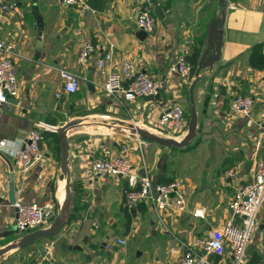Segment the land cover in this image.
I'll use <instances>...</instances> for the list:
<instances>
[{
  "label": "crops",
  "instance_id": "0c3cea01",
  "mask_svg": "<svg viewBox=\"0 0 264 264\" xmlns=\"http://www.w3.org/2000/svg\"><path fill=\"white\" fill-rule=\"evenodd\" d=\"M232 1L235 6H227L221 26L220 56L211 69L200 71L194 88L199 127L196 140L180 148L187 150L196 145L200 158L187 164L183 156L170 167L175 157L172 150L150 141L142 152L132 149L129 154L134 167L152 178L162 171L159 177L184 181L188 187L186 209L168 208L159 217L145 200L125 208L122 199L126 178L94 177L90 165L103 147L120 154L123 143L134 136L98 124L83 126L68 138L72 205L69 219L55 237L41 241L56 264H143L141 260L146 256H150V262L144 264H175L186 242L220 225L228 216L229 200L249 180L255 161L264 160V78L261 66L250 60L255 44H260L264 52V0ZM88 2L90 8L82 13L79 7L64 5L60 0H16L9 10L0 7V40L14 44L19 85L16 96L0 103V138L23 146L30 128L44 132L42 157L23 175L15 174L17 199L55 202L54 184L60 183L55 128L73 117L116 116L173 136L171 131L158 127V116L175 99H186L184 88L189 82L184 83L170 66L186 41L190 47L188 58L195 48L200 55L209 23L221 12L220 0H158L165 15L156 14L153 30L139 39L134 17L142 5L151 4L149 0ZM84 39L100 47L79 63L77 56ZM110 43L115 57L99 66L97 58L109 49ZM123 55L149 76L165 78L154 98H126L123 89L112 93L101 89L108 72L120 69L119 58ZM61 68L77 75L76 91L64 89ZM128 84L124 77L122 88ZM238 93L250 95L253 105L246 111L231 113L230 100ZM8 158L13 167V158ZM178 166L182 167L180 172ZM232 167L236 175H225V170ZM9 172V162L0 155V237L13 231L10 223L15 209L8 201ZM201 204L206 207L204 216L194 215L193 209ZM256 218L259 225L264 220V199ZM235 221L240 222L241 216L236 215ZM259 225L250 234L242 264H247L253 255H259L260 262L264 260V237ZM118 238L125 242L119 243ZM23 249L4 264H52L37 249ZM208 257L216 263L214 253Z\"/></svg>",
  "mask_w": 264,
  "mask_h": 264
},
{
  "label": "built area",
  "instance_id": "2783aa9c",
  "mask_svg": "<svg viewBox=\"0 0 264 264\" xmlns=\"http://www.w3.org/2000/svg\"><path fill=\"white\" fill-rule=\"evenodd\" d=\"M65 5H76L80 12L90 8L88 0H60ZM16 5V0H1L2 10H9ZM227 6L234 7L232 0H227ZM134 22L137 28L147 32L153 30L155 17L152 13V5L146 3L136 12ZM14 44L11 40H0V103L8 102L19 92L16 67L14 65ZM100 44L90 39H84L80 43L77 61L84 63L90 54L97 50ZM190 47L186 43L181 48L179 55L170 70L175 71L184 83H188L192 77V65L187 56ZM115 57L113 43L101 56L97 58V64L102 66L106 61H112ZM120 69L110 70L100 84L105 93H112L123 89L126 98L137 95L152 94L156 96L164 85L165 78H154L137 67L135 62L125 55L119 58ZM64 80V89L74 92L79 87V79L73 72L61 68L59 70ZM261 75L264 78V64L261 67ZM129 80L126 88H122L123 78ZM184 101L175 99L158 116V127L161 130L171 131L173 136L182 135L188 122L187 109ZM253 105V98L248 94H235L230 100L231 113L246 111ZM264 131V125H263ZM133 140H127L122 145V153L114 154L110 147H103L99 154L91 161L90 170L94 177L117 174L126 178L127 185L123 190V206L127 209L134 207L138 202L145 200L160 217L168 208L185 210L187 207L188 187L184 181L175 178L170 181H154L145 171L136 169L129 156L132 149L142 152L147 140L134 135ZM41 131L32 127L29 129L23 146L15 140L0 138V151L13 158V170L26 172L32 164L39 160L43 153L41 149ZM225 175H236L235 168L225 170ZM264 199V160L257 159L249 180L239 186L227 205L228 216L223 222L209 229L206 233L193 236L184 244L175 264H242L245 258L247 243L251 232L259 225L256 214ZM16 208L15 227L20 233L29 231L32 226H42L52 220L56 211L54 201L47 199L43 202L36 200H20L12 204ZM206 207L198 205L193 209V214L204 216ZM241 216V221H235V216ZM37 228V227H35ZM261 231L264 237V220ZM119 243H124V238H118ZM209 253L218 255L216 263L208 257ZM254 264H264L257 262Z\"/></svg>",
  "mask_w": 264,
  "mask_h": 264
},
{
  "label": "water",
  "instance_id": "95a60500",
  "mask_svg": "<svg viewBox=\"0 0 264 264\" xmlns=\"http://www.w3.org/2000/svg\"><path fill=\"white\" fill-rule=\"evenodd\" d=\"M153 5L157 15L163 17L165 12L162 6L159 4L158 0H149ZM221 1V12L219 16L213 17L209 23L207 31V40L205 45L202 47L200 55L198 56L196 67L192 74V77L188 83V100L190 107V114L188 116V122L184 133L180 139H177L173 136L162 135L153 131L145 126L140 125L139 123L134 122L133 120L116 117V116H104V115H85V116H76L66 121L63 125L55 128L57 132V137L59 140V162H60V172L57 175V178L60 180V183L57 185L54 184V194H55V203L56 211L54 217L50 222L45 225L39 226L37 228L31 229L29 231L19 234V236L0 244V261L6 258L8 255L14 253V251L21 249L25 246L31 245V249L38 250L41 257H46L50 260L52 264H56L54 258L52 257L48 247L41 242L44 238H53L62 227L66 224L69 219L70 211L72 208L71 205V180H70V168H69V135L82 128L83 126L89 124H98L102 127L107 128L108 130L126 134V135H138L141 138L155 142L163 146L170 147H186L188 146L195 138L196 134L199 131L198 120H197V109L195 104L194 88L196 83L201 77V70L203 68L211 69L213 63L219 58L221 52V46L223 42V35L221 26L225 18L227 10V0ZM264 10V3H263ZM41 26V25H40ZM41 27L38 32L37 45L40 43ZM148 32L137 28L135 29V35L139 39H144L147 36ZM145 99H152L154 95L145 94L142 95ZM2 155L9 162V186H8V201L12 205L16 199V188H15V173L11 164L10 159L0 151ZM162 174V171L157 172L153 177L154 181L158 180L159 175ZM64 192V196L61 199L60 191ZM26 200V199H21ZM16 210V208L14 207ZM16 214V212H15ZM152 219L156 220V214H152ZM262 227V223L259 225ZM109 236V235H108ZM87 240V239H86ZM36 243V244H35ZM104 244L106 242H103ZM74 247L81 248V245L75 244ZM264 263V260H262Z\"/></svg>",
  "mask_w": 264,
  "mask_h": 264
},
{
  "label": "rangeland",
  "instance_id": "374dc122",
  "mask_svg": "<svg viewBox=\"0 0 264 264\" xmlns=\"http://www.w3.org/2000/svg\"><path fill=\"white\" fill-rule=\"evenodd\" d=\"M63 4V3H62ZM65 5V4H64ZM153 6V5H152ZM72 7H77L76 9H78V6H76V5H72ZM153 13V15H154V17H155V23L157 22V17H156V15H155V13L154 12H152ZM188 90V89H187ZM186 102H184L183 103V105H184V107L187 109V113H188V116H189V114H190V107H189V100H188V91H187V95H186ZM111 131V130H110ZM158 133V132H157ZM173 137H175V138H177V139H180L181 137H182V135H178V136H173ZM194 140H196V139H194ZM195 142V141H194ZM196 146V145H195ZM193 146V147H190L189 149H187V150H182V149H180V148H177V147H170V146H165V148H167V149H171L172 150V152L175 154V157H173V162L171 161V162H169V166L171 167V164H174V163H176L178 160H180V157H185V159H186V163L188 164V162L190 163V161L192 160V159H199L200 158V151L198 150V147L196 146ZM181 154V155H180ZM179 164H180V162H179ZM181 169H182V167L181 166H178V172H180L181 171ZM135 170H136V168H135ZM184 170H185V168H184ZM15 174H17V175H23V173H21V172H19V171H15ZM109 176H111V177H113L114 179H120V178H123L124 179V177L123 176H119V175H117V174H110ZM178 177H179V175H178ZM32 199H30V200H28V201H31ZM36 201H38V202H42V201H39V200H36ZM164 212H162V214H163ZM10 226H12L13 227V231H10V232H7V233H5V235H3V236H1L0 237V244H2V243H5V242H7V241H9V240H11V239H13V238H15V237H17V236H19V234H21L19 231H18V229H16V227H15V217H13V219L11 220V223H10ZM35 227H38V226H32L31 228H35ZM44 240V239H43ZM29 246H31V245H28V246H25L24 247V249L23 250H25V249H27V248H29ZM22 249V248H21ZM21 249H18V250H16V251H14V253H12V254H10V255H8L6 258H4L2 261H0V264H4V262L6 261V260H8L9 259V257H11L13 254H15L16 252H21ZM23 252V251H22ZM142 261V263L144 264V263H146V262H150V256H146L145 257V260H141Z\"/></svg>",
  "mask_w": 264,
  "mask_h": 264
},
{
  "label": "trees",
  "instance_id": "16d2710c",
  "mask_svg": "<svg viewBox=\"0 0 264 264\" xmlns=\"http://www.w3.org/2000/svg\"><path fill=\"white\" fill-rule=\"evenodd\" d=\"M152 12H154L155 15L157 14L153 6H152ZM198 54H199V49L195 48V49L193 50V52L191 53V55H190V56H192V57H189V58H188V56H187V58L190 59V62H191V65H192V74H193L194 69H195V67H196ZM250 60H251V63H252L253 65H256V66H261V67H262V65L264 64V52L260 49V44H255V45L253 46V49H252V51H251V58H250ZM185 85H186V86H185V88H184V91H185V95H187L188 84H185ZM183 101L186 102V99H184ZM187 115H188V113H187ZM43 133H44V132L41 131V135H42ZM55 134H56V133H55ZM58 151H59V145H58ZM172 179H174V178L171 177V176H164V175H163V176L159 177L158 181L166 182V181H170V180H172ZM127 212H128V211H127ZM215 256H216V257H215V261H216V260L218 259V255L215 254ZM259 260H260V256H259V255H257V256H254V255H253V256L248 260L247 264H254V263L260 262Z\"/></svg>",
  "mask_w": 264,
  "mask_h": 264
},
{
  "label": "bare ground",
  "instance_id": "6f19581e",
  "mask_svg": "<svg viewBox=\"0 0 264 264\" xmlns=\"http://www.w3.org/2000/svg\"><path fill=\"white\" fill-rule=\"evenodd\" d=\"M63 196H64V192L62 190V191H60V197H61V199L63 198Z\"/></svg>",
  "mask_w": 264,
  "mask_h": 264
}]
</instances>
